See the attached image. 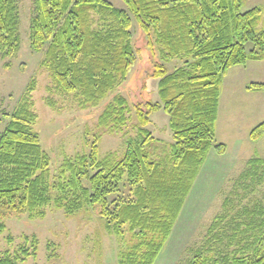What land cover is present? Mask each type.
<instances>
[{
    "label": "trees",
    "instance_id": "obj_1",
    "mask_svg": "<svg viewBox=\"0 0 264 264\" xmlns=\"http://www.w3.org/2000/svg\"><path fill=\"white\" fill-rule=\"evenodd\" d=\"M126 9L108 0H34L30 26L31 48L43 52L42 66L53 89L74 94L81 108H95L123 82L135 61L133 19L150 51L158 48L163 63H155L150 78L157 80V102L131 109L114 95L98 117L97 127L118 135L132 113L137 139L130 140L122 157L109 153L99 158L94 143L88 154L65 158L51 176V161L41 150L33 131L37 116L27 106L15 111L0 135V234L5 220L45 217L44 209L61 211L67 219L86 221L96 214L104 231L130 243L118 254V264H155L183 209L187 196L213 150L223 79L235 66L264 61L263 11L242 10V0H122ZM97 16L102 26L95 30ZM17 0H0V54L14 57L20 48ZM181 66L170 71L168 64ZM249 91L264 92L252 83ZM168 116L170 143L160 148L147 129L150 115ZM264 137V121L249 135L252 142ZM252 169L264 167L251 159ZM131 187L128 199L117 195L121 184ZM10 242V240H9ZM23 248L0 264H23L37 254ZM253 247V248H252ZM249 247L247 256L222 263L202 255L191 264H264V232Z\"/></svg>",
    "mask_w": 264,
    "mask_h": 264
},
{
    "label": "rangeland",
    "instance_id": "obj_2",
    "mask_svg": "<svg viewBox=\"0 0 264 264\" xmlns=\"http://www.w3.org/2000/svg\"><path fill=\"white\" fill-rule=\"evenodd\" d=\"M17 1L20 48L12 58L3 59L0 54V135L11 115L27 106L37 116L32 129L39 136L41 150L50 158L51 176L65 158L88 154L94 143L99 158L109 153L122 157L128 142L137 139L133 112L127 127L118 135L104 134L97 127L98 117L116 94L123 96L131 109L158 101V81L150 78L154 64L163 63L158 48L149 50L133 19L135 61L126 79L100 105L83 109L74 94L53 89L49 72L42 66L43 52L36 53L31 48L34 0ZM108 1L126 9L122 0ZM255 7L263 11L258 28L264 29V0H242L243 11ZM102 25L94 16L93 28L97 30ZM179 66L178 60L168 64L170 71ZM263 68L264 61L247 62L232 67L224 77L215 144L225 145V153L210 152L155 264H191L199 255L221 263L230 257H247L252 250L249 247L263 234L264 167L252 169L249 161L260 158L264 162V137L252 142L249 135L264 121V100L248 102L243 98L251 95L247 87L259 83L257 77L264 75ZM150 120L147 129L159 147H165L171 141L168 116L157 111L150 115ZM130 193L131 187L121 184L119 193L109 201L128 199ZM44 211L42 219L18 216L5 220L6 229L0 234V258L6 252L14 258L23 248L31 252L36 240V257L23 264H118V254L130 243L127 228L124 227L122 237L110 235L96 214L90 220L79 221L67 219L51 207Z\"/></svg>",
    "mask_w": 264,
    "mask_h": 264
},
{
    "label": "crops",
    "instance_id": "obj_3",
    "mask_svg": "<svg viewBox=\"0 0 264 264\" xmlns=\"http://www.w3.org/2000/svg\"><path fill=\"white\" fill-rule=\"evenodd\" d=\"M257 78H258L259 83L264 84V75L263 74H262V76H259ZM248 92L251 95H249V96L246 95V96L243 97V98L247 99L248 102H253L254 99H256L257 101L264 100V92H252V91H248ZM252 94H256V95H252ZM253 96H257V97H253ZM220 100H221V97H220ZM220 103H221V101H220ZM219 111H220V104H219L218 114H219ZM216 126H217V123H216Z\"/></svg>",
    "mask_w": 264,
    "mask_h": 264
}]
</instances>
